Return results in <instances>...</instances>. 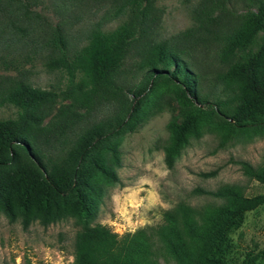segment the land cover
<instances>
[{
  "label": "trees",
  "instance_id": "trees-1",
  "mask_svg": "<svg viewBox=\"0 0 264 264\" xmlns=\"http://www.w3.org/2000/svg\"><path fill=\"white\" fill-rule=\"evenodd\" d=\"M150 1L122 0L118 11L132 13L136 26L126 22L107 32L95 28L86 43L72 52L66 48L59 27L50 31L46 42L54 53L43 66L63 73L64 89L42 90L14 79H7V87L0 84V106L16 111L14 118L0 119V213L11 222L18 215L23 227L34 219L44 226L70 216L79 218L84 226L74 234L72 264H158L160 257L175 264H234L229 258V235L240 225L243 213L264 205V195L247 198L229 189L202 192L224 202L205 210L199 222L188 215L191 209L177 206L174 211H162L157 225L133 233L117 235L104 225L87 226L104 188L117 182L120 153L110 139L131 132L145 117L153 106L146 96L150 86V94H156L158 84L171 82L170 93L180 107L181 118L168 123L169 137L162 148L168 169L188 138H198L216 113L226 118L222 129L228 135L264 133V0H251L254 10L246 11L238 24L222 35L219 62L227 63L236 51L247 49L258 33L261 37L254 50L216 77L222 99L210 100L201 91L181 52L154 46L142 61V81L129 91L128 103L121 100L112 124H92L67 141L65 131L73 118L81 116L74 110L87 108L99 89L122 92L112 76L135 35L144 34L141 25L148 17ZM222 2L201 0L195 12L198 21H214L210 15L223 6ZM36 5L38 0H0V48L24 35L27 30L18 26L21 20L39 18L31 10ZM55 98L69 104L59 111L55 122L42 126L46 114L40 106ZM228 105L233 108L224 111ZM245 174L264 186V170L246 166ZM259 259H264V251L246 256L239 264H255Z\"/></svg>",
  "mask_w": 264,
  "mask_h": 264
},
{
  "label": "rangeland",
  "instance_id": "rangeland-1",
  "mask_svg": "<svg viewBox=\"0 0 264 264\" xmlns=\"http://www.w3.org/2000/svg\"><path fill=\"white\" fill-rule=\"evenodd\" d=\"M121 2L38 0V5L31 10L39 18L31 16L21 20L18 26L27 31L9 47L0 48L1 86L7 87V79H14L42 90L58 92L64 89L63 73L43 66L54 53L46 42L48 34L59 27L66 48L72 52L86 43L88 34L95 28L107 32L126 22L136 26L132 13L118 11ZM200 2L150 1L148 17L141 25L144 34L141 37L135 35L125 59L112 76L122 92L112 94L99 89L87 108L74 110L81 116L73 118L72 125L65 131L68 142L92 124H112L121 100L128 103L131 100L129 91L142 81L145 71L142 61L154 46L165 45L181 52V58L196 75L201 91L210 100L222 99L216 77L230 64L240 61L248 51L254 50L261 34L254 37L247 49L236 51L227 63H220L217 53L222 35L236 26L246 11L254 10V5L251 0H223V6L210 15L214 21L204 19L199 22L195 12ZM166 84H158L156 94H150L153 89L150 86L146 96L153 106L145 117L131 132L110 139L117 143L120 153L119 168L115 169L117 182L104 188L87 226L104 225L117 235L133 233L157 225L162 211H174L177 206L191 209L188 215L199 222L205 210L224 202V199L202 192L229 189L247 198L264 195V186L245 174L246 166L264 170V133L228 135L222 129L226 118L220 113L210 118L198 138H188L172 167L166 168L162 148L169 137L167 125L181 118L180 107L170 93L172 84ZM68 104V100L60 98L43 103L39 110L46 116L41 125L55 122L59 111ZM232 108L233 105H228L223 110L228 112ZM125 109L127 111L128 106ZM15 112L11 106L2 105L0 119L14 118ZM83 226L79 218L70 216L44 226L34 219L23 227L18 215L11 222L0 213V264H72L74 234ZM229 239L232 246L229 258L234 264H239L248 255L264 251V205L243 213L240 225ZM158 264L175 263L170 258L160 257ZM255 264H264V259Z\"/></svg>",
  "mask_w": 264,
  "mask_h": 264
}]
</instances>
